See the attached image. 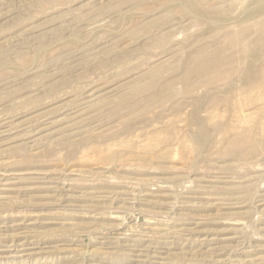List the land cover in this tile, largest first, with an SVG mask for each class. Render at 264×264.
<instances>
[{"label": "rangeland", "instance_id": "rangeland-1", "mask_svg": "<svg viewBox=\"0 0 264 264\" xmlns=\"http://www.w3.org/2000/svg\"><path fill=\"white\" fill-rule=\"evenodd\" d=\"M0 264H264V0H0Z\"/></svg>", "mask_w": 264, "mask_h": 264}, {"label": "bare ground", "instance_id": "bare-ground-1", "mask_svg": "<svg viewBox=\"0 0 264 264\" xmlns=\"http://www.w3.org/2000/svg\"><path fill=\"white\" fill-rule=\"evenodd\" d=\"M9 175V174H8ZM156 254V253H155Z\"/></svg>", "mask_w": 264, "mask_h": 264}]
</instances>
